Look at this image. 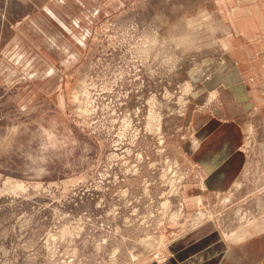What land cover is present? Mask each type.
Here are the masks:
<instances>
[{
	"label": "rangeland",
	"instance_id": "obj_1",
	"mask_svg": "<svg viewBox=\"0 0 264 264\" xmlns=\"http://www.w3.org/2000/svg\"><path fill=\"white\" fill-rule=\"evenodd\" d=\"M237 235L264 236V0H0V264L215 263Z\"/></svg>",
	"mask_w": 264,
	"mask_h": 264
},
{
	"label": "crops",
	"instance_id": "obj_2",
	"mask_svg": "<svg viewBox=\"0 0 264 264\" xmlns=\"http://www.w3.org/2000/svg\"><path fill=\"white\" fill-rule=\"evenodd\" d=\"M232 67L233 68L230 70V72H228V74L225 76H220L219 74H217L215 80L216 82H220V83L225 82L226 84L229 85L230 91L227 90V92L225 91L224 92L229 96L230 100L232 99V101L236 103L237 102L245 103L244 100L246 99L245 98L246 89L244 88L240 70L235 65H232ZM219 123H221V125L223 126L225 125V123L223 122H219ZM237 128H238L237 125H234V127H232L229 130L227 129V127H225L223 129V133L221 134V138L224 141H228L227 139L230 138L231 131L233 130L238 131ZM234 131H233V134H236ZM234 140H235L234 145H237L238 144L237 140L236 139ZM206 146L208 145L205 144L203 148H205ZM198 155L200 159H203L206 161L209 160L208 158H211L210 156L206 155L205 150L201 151V153H199ZM241 155L237 154V156L235 157V161L238 158L241 159ZM213 159H214L213 162L209 160L210 162L207 163L208 170L210 171H212L211 170L212 168H213V171L216 170L214 169V167L216 166V163H215L216 158L213 157ZM231 174H232V170H228V169H225V167H221V168H218L217 173L216 172L213 174L210 173V176L208 177V181H210V183L214 185H218V186L220 184L224 185V183L227 182L228 176H230ZM214 239L215 240L220 239L218 246L208 247V249L204 253L206 254L208 253L207 255L208 257H210V260H214L215 263L206 262L207 257H205V255L204 257H201V258L199 257L191 258L185 254L187 263H184V264H264V236L262 238L261 237L252 238L248 241L245 239L244 240L241 239L240 235L233 237V241L229 240V238H226L224 240V238L222 237H218L217 239L216 238ZM213 243L214 242H211L210 244H213ZM186 252H188L187 249H186ZM170 262H173V260H171Z\"/></svg>",
	"mask_w": 264,
	"mask_h": 264
},
{
	"label": "bare ground",
	"instance_id": "obj_3",
	"mask_svg": "<svg viewBox=\"0 0 264 264\" xmlns=\"http://www.w3.org/2000/svg\"><path fill=\"white\" fill-rule=\"evenodd\" d=\"M209 19V18H208ZM206 21V20H205Z\"/></svg>",
	"mask_w": 264,
	"mask_h": 264
}]
</instances>
